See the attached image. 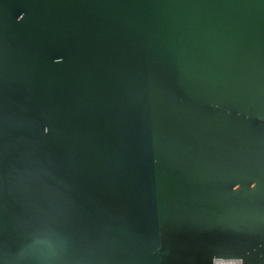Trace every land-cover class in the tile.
I'll list each match as a JSON object with an SVG mask.
<instances>
[{"label": "water", "instance_id": "1", "mask_svg": "<svg viewBox=\"0 0 264 264\" xmlns=\"http://www.w3.org/2000/svg\"><path fill=\"white\" fill-rule=\"evenodd\" d=\"M0 264H264V0H0Z\"/></svg>", "mask_w": 264, "mask_h": 264}]
</instances>
